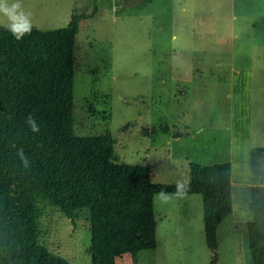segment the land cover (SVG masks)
I'll use <instances>...</instances> for the list:
<instances>
[{
  "label": "rangeland",
  "instance_id": "rangeland-1",
  "mask_svg": "<svg viewBox=\"0 0 264 264\" xmlns=\"http://www.w3.org/2000/svg\"><path fill=\"white\" fill-rule=\"evenodd\" d=\"M249 1L264 14V0H97L95 15L80 21L75 50V134L109 132L120 162L148 166L154 183L187 182L190 161L222 160L211 140L230 122L231 71L202 67V58L226 67L233 56L248 58L247 51L253 56L254 129L263 131L264 22L252 29L241 16ZM23 3L38 29L69 26L75 14L94 8V0ZM5 23L0 16V55L20 58L22 39ZM232 193V214L217 229V264H249L251 193L243 199L236 187ZM152 223L156 248L126 254L116 264H211L200 195L168 204L154 199ZM39 229L48 249L69 264H91L89 210H80L72 223L46 206Z\"/></svg>",
  "mask_w": 264,
  "mask_h": 264
},
{
  "label": "trees",
  "instance_id": "trees-1",
  "mask_svg": "<svg viewBox=\"0 0 264 264\" xmlns=\"http://www.w3.org/2000/svg\"><path fill=\"white\" fill-rule=\"evenodd\" d=\"M38 29L22 38L20 58L0 55V264H69L41 240L46 206L72 223L89 210L91 264H116L126 254L156 248L154 194L175 183H154L144 164L119 161L109 132H74L75 50L80 21ZM35 117L41 131L26 123ZM23 148L25 167L16 155ZM250 209L246 222L249 264H264V147L250 150ZM187 194L202 198L206 244L218 263L217 229L233 211L231 164L189 162Z\"/></svg>",
  "mask_w": 264,
  "mask_h": 264
},
{
  "label": "crops",
  "instance_id": "crops-1",
  "mask_svg": "<svg viewBox=\"0 0 264 264\" xmlns=\"http://www.w3.org/2000/svg\"><path fill=\"white\" fill-rule=\"evenodd\" d=\"M249 2V4L247 3L248 7L245 9L247 12L240 14L250 21L252 29H255L259 21L264 22V19H262L264 14L258 12L254 3L251 1ZM234 16L237 17L236 14H234ZM233 50L234 47L232 46L230 48V53H236V50L235 52ZM247 52L248 58H245L244 61H238L237 58H235L236 56H233L226 67L219 62H210L204 58H202V64L200 63L202 67H215L214 70L217 71L224 69L231 71V79L229 82L230 92L228 94L231 99L229 127L224 129L218 127L215 129L221 133V135H218L219 137L217 138H212L211 142L217 143L216 147L218 150L216 151L220 153V155H223L220 161H230L232 188H237L240 198H242L241 196L245 197L249 191L251 193L250 150L252 147L264 146V141L260 144L256 142L257 138L264 140L261 138V135L264 136V130L258 131L254 129L253 111L255 101L253 94V64L249 62L252 60L253 56L252 51ZM215 74H217V72H215ZM261 101L264 103V98ZM198 129L201 130L200 128ZM180 139L181 136L179 135L172 138L173 141H179ZM166 141H170V139L167 138Z\"/></svg>",
  "mask_w": 264,
  "mask_h": 264
},
{
  "label": "clouds",
  "instance_id": "clouds-1",
  "mask_svg": "<svg viewBox=\"0 0 264 264\" xmlns=\"http://www.w3.org/2000/svg\"><path fill=\"white\" fill-rule=\"evenodd\" d=\"M0 16L6 19V23L3 26L16 40L19 41L26 35L31 34L33 28L31 13L25 10L23 0H0ZM26 123L33 133L41 131L40 124L31 114L28 115ZM16 155L25 167L29 165V160L23 148L18 149ZM186 195V183L182 180H177L174 192L161 189L154 194V199L161 204H168L174 200L183 199Z\"/></svg>",
  "mask_w": 264,
  "mask_h": 264
}]
</instances>
